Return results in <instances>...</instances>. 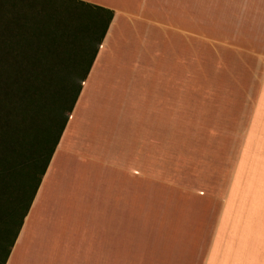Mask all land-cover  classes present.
I'll list each match as a JSON object with an SVG mask.
<instances>
[{
    "label": "crops",
    "instance_id": "0c3cea01",
    "mask_svg": "<svg viewBox=\"0 0 264 264\" xmlns=\"http://www.w3.org/2000/svg\"><path fill=\"white\" fill-rule=\"evenodd\" d=\"M80 1L114 16L6 264H264V52L224 195L191 199L169 228L133 229L147 217L150 167L165 155L162 134L148 128L161 125L165 136L171 125L174 135V119L160 123L155 109L180 107L179 87L163 80L178 41L165 35L179 36L193 0H143L138 12L133 0ZM121 54L136 65L125 71V107L114 110L94 98L108 86L107 59Z\"/></svg>",
    "mask_w": 264,
    "mask_h": 264
},
{
    "label": "rangeland",
    "instance_id": "374dc122",
    "mask_svg": "<svg viewBox=\"0 0 264 264\" xmlns=\"http://www.w3.org/2000/svg\"><path fill=\"white\" fill-rule=\"evenodd\" d=\"M142 1L133 0L135 12ZM64 3L62 0H10L13 10L1 11L3 15L12 13L20 26H28L29 38L39 39L61 27L74 12ZM0 4L8 5L6 0ZM180 14L179 36L165 35L178 41L177 60L176 56L174 59L170 56L169 60L163 61L164 67L174 73L165 76L164 83L179 87L180 107L169 112L165 110L167 108L154 106L157 107L156 115L154 109H150L159 122L165 123L168 117L174 119V135L171 125L165 136L161 133V125L157 130L148 128L149 133L150 130L157 132L158 137L162 134L160 138L164 139L159 143H163L165 155L158 158V169L149 165L153 173H148L147 217L132 221L133 229L169 228L179 216L180 208L192 206L187 203L191 199L224 195L236 159V136L242 134L247 125L260 85L264 0H193L192 14L189 16L182 11ZM55 38H59L57 34L46 40ZM43 47L50 48V45ZM37 48L41 47L35 43L22 47ZM35 53L66 54L55 50ZM119 55L115 56V63H110L108 58L104 64V69L109 72L108 86L98 90L94 98L101 104H115L110 107L114 110L124 109L128 100L125 71L133 62L129 56ZM133 65L135 67L136 61ZM173 99L177 102V96ZM108 109L105 107L101 111ZM95 118L94 123L99 124L102 120L104 125V118ZM103 132L108 134L109 130Z\"/></svg>",
    "mask_w": 264,
    "mask_h": 264
},
{
    "label": "trees",
    "instance_id": "16d2710c",
    "mask_svg": "<svg viewBox=\"0 0 264 264\" xmlns=\"http://www.w3.org/2000/svg\"><path fill=\"white\" fill-rule=\"evenodd\" d=\"M6 2L0 4V264L9 259L114 16L62 0L74 11L67 21L43 39L29 38L28 26L2 14L13 10ZM53 34L59 38L46 40ZM34 43L41 48L22 49ZM44 50L66 54L35 53Z\"/></svg>",
    "mask_w": 264,
    "mask_h": 264
}]
</instances>
